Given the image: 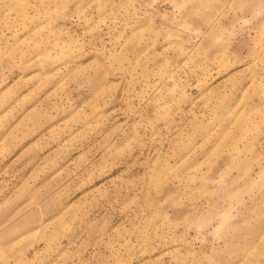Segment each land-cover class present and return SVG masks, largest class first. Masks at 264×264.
Wrapping results in <instances>:
<instances>
[{
  "label": "rangeland",
  "instance_id": "rangeland-1",
  "mask_svg": "<svg viewBox=\"0 0 264 264\" xmlns=\"http://www.w3.org/2000/svg\"><path fill=\"white\" fill-rule=\"evenodd\" d=\"M0 264H264V0H0Z\"/></svg>",
  "mask_w": 264,
  "mask_h": 264
}]
</instances>
